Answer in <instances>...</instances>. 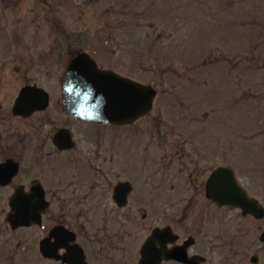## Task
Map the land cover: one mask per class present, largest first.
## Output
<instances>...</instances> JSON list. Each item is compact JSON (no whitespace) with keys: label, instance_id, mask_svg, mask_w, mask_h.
<instances>
[{"label":"flooded vegetation","instance_id":"obj_1","mask_svg":"<svg viewBox=\"0 0 264 264\" xmlns=\"http://www.w3.org/2000/svg\"><path fill=\"white\" fill-rule=\"evenodd\" d=\"M11 37L15 55L0 65V264H264V214L220 206L219 188L209 184L218 168H231L264 212V179L217 165L197 181L198 168L180 161L175 168L164 164L159 179L154 137H148L144 162L151 174L141 188L142 171L128 165L142 154V129L133 127L128 138L134 124L67 116L62 69L53 74L51 66L29 64L23 36ZM28 86L49 98L19 102ZM172 144L171 153L185 158L179 141ZM174 170L189 180L161 184Z\"/></svg>","mask_w":264,"mask_h":264},{"label":"rangeland","instance_id":"obj_2","mask_svg":"<svg viewBox=\"0 0 264 264\" xmlns=\"http://www.w3.org/2000/svg\"><path fill=\"white\" fill-rule=\"evenodd\" d=\"M11 35L23 36L29 64L53 74L78 50L56 41L85 40L101 67L158 90L150 115L127 128L128 138L133 127L145 133L128 165L142 171L141 188L151 174L148 137L158 177L180 161L198 168L197 181L217 165L264 179V0H0V65L15 55ZM174 140L185 158L171 153ZM188 180L174 170L160 183Z\"/></svg>","mask_w":264,"mask_h":264},{"label":"water","instance_id":"obj_3","mask_svg":"<svg viewBox=\"0 0 264 264\" xmlns=\"http://www.w3.org/2000/svg\"><path fill=\"white\" fill-rule=\"evenodd\" d=\"M28 89L21 97L27 94ZM155 98L156 90L152 86L124 78L110 70H100L95 60L86 53L71 62L66 74L64 110L77 119L129 124L151 112ZM210 184L219 188L215 199L220 205L240 207L245 214L257 215L259 203L238 186L229 169H218L212 175Z\"/></svg>","mask_w":264,"mask_h":264},{"label":"trees","instance_id":"obj_4","mask_svg":"<svg viewBox=\"0 0 264 264\" xmlns=\"http://www.w3.org/2000/svg\"><path fill=\"white\" fill-rule=\"evenodd\" d=\"M70 43H71V44H74V42H71V41H70Z\"/></svg>","mask_w":264,"mask_h":264}]
</instances>
